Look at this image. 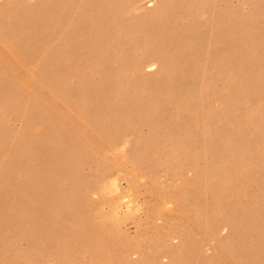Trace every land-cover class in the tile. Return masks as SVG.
<instances>
[{
	"label": "rangeland",
	"instance_id": "1",
	"mask_svg": "<svg viewBox=\"0 0 264 264\" xmlns=\"http://www.w3.org/2000/svg\"><path fill=\"white\" fill-rule=\"evenodd\" d=\"M0 264H264V0H0Z\"/></svg>",
	"mask_w": 264,
	"mask_h": 264
},
{
	"label": "bare ground",
	"instance_id": "2",
	"mask_svg": "<svg viewBox=\"0 0 264 264\" xmlns=\"http://www.w3.org/2000/svg\"><path fill=\"white\" fill-rule=\"evenodd\" d=\"M46 8V7H45Z\"/></svg>",
	"mask_w": 264,
	"mask_h": 264
}]
</instances>
